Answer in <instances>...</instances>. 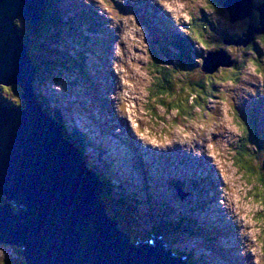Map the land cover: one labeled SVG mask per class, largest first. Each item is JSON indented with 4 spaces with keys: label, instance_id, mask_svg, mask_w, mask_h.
Returning <instances> with one entry per match:
<instances>
[{
    "label": "rangeland",
    "instance_id": "374dc122",
    "mask_svg": "<svg viewBox=\"0 0 264 264\" xmlns=\"http://www.w3.org/2000/svg\"><path fill=\"white\" fill-rule=\"evenodd\" d=\"M52 1L54 0L42 1L40 14L37 20L33 21L23 17H16L12 23L21 46L33 68L30 88L41 112L44 114V109L47 108V105H50L55 111V117L60 115L67 116L68 114L72 116L73 113H79L76 114V119L86 127V130L84 129V134H87L86 131H89L93 137L99 140H102L100 133L103 124L109 118L113 132L118 136V139L122 141L120 145V149L122 150L121 153L125 152L129 156H133L129 164L133 166L134 174H138L136 170L138 166L136 165L135 168L133 162L138 161L137 156H140L138 148L140 147L152 156L153 154L161 155L165 145L173 149L184 146L195 152L198 151L199 153H197L206 161H214L218 167L219 173L222 174L217 177H223V181L215 177L214 179H216L218 183L215 184L218 186V190L223 193V203L227 208L223 212V215L220 214L218 210H222L223 207L221 205L219 206L220 202L217 203L218 200L213 198L215 199L213 202L206 204L208 205V210H211L210 212L214 214L216 225H219L218 227L222 233H224L222 224H229V228L233 230L231 234L234 237L227 234L223 236V238L226 239V242L230 241L231 245L238 246L234 249V253H239L238 255L248 254L249 261L244 264H264V222H260V217L264 215V204L261 203V201L264 200V179H262L264 178V151H260L259 155L245 150V146L248 142L243 139L244 133L238 128L237 116L239 117V114L235 110L236 107H248L245 102L247 99L250 100V102L259 98L263 100L264 96L262 95L259 97L256 91L264 90V66H262L263 69L257 67L255 70V67L251 63H247L246 69L242 73L243 75H239V77H241L239 78V83L236 85L232 83L217 85L219 90L218 95L220 94L221 97L216 95V99H213V103L209 106L207 105L208 109H211V115L213 116H209L205 110L202 117L197 109L189 106L193 99L197 100L195 96L197 92L202 90H199L194 83L188 85L189 82H187L185 76L182 79L181 74H179L178 78L174 76L175 79L170 80L172 85L166 83L163 86V95L165 97L159 95L160 92L155 87L159 75L154 65H158L159 67V63L155 61L158 60L159 55L163 53V51H160L159 48H155L154 44L151 47L152 49L149 48L150 40L154 39V35L151 34L150 29L147 27V20H156L159 15V8L162 5L161 2H163V4L165 3L170 10L173 9V14L178 19L183 16L182 21L186 24H188L191 18L187 17L188 14L183 13L181 9L189 10L192 18L202 20V8L205 7L208 1L116 0L114 8L112 6V0H97L105 5V7L109 6V8L102 14L103 17L101 16L95 19V25L98 26V29H93L84 26L85 22L92 19L89 18V15L91 16V11L87 10V8L91 7V4H89L90 0H72L70 11L75 19L73 29L70 31L66 26L61 29L60 32L55 33L54 30L47 29L48 33H46L44 31V20L45 16H48L49 5ZM148 3L151 5H148ZM259 3H263V0H260ZM52 9L53 7L51 10ZM147 11H150L153 16L147 15ZM81 12H85V14L81 16ZM166 13L168 14V11ZM204 13H206L207 16L209 14L212 15L219 23L222 22L221 27L228 32H244L243 30L247 27V24L248 27L249 24L251 25L248 20H245L233 26L229 24L227 20L221 21L220 14L212 13V11H205ZM223 15L225 18L228 17L226 12H223ZM109 16H112L111 21L108 20ZM108 21L113 23V27ZM116 21L121 26L115 24L114 22ZM78 26L85 33L87 30L97 31V33L89 36L92 41L99 42V37L102 41H107V37H109V48L112 49L114 38L115 42L118 43L117 46L120 47V52L117 54V64L120 74L117 76L115 70V78H112V66H110V69L107 71L109 77L106 79L108 80H101L100 82L105 86V95L106 98L109 99L107 105L103 104L105 107H98L91 102L92 99L87 97L88 94L80 83L79 76L76 77L70 70L63 68L54 72L55 69L53 66L47 68L43 66L45 63H50L49 57L53 55L55 50L61 49L59 45H53V43H58L64 38L69 39L65 34L71 32L74 35L77 33L76 30ZM110 26L111 28L109 29ZM104 27H107L105 32H111L113 36L103 35ZM220 38H223L222 35L216 37V44L218 46L221 45V47L215 49L218 50L219 53L222 52L220 50L225 51L233 60V63L237 61L239 64L238 57L244 54L251 55V52L246 50L245 46L222 44L219 41ZM43 41H48V44ZM257 44L264 56V44L259 42ZM173 46L176 50L181 49V46L177 45L175 42ZM102 48L101 46L94 56H88L89 59L96 58L99 62V66L104 65L103 61L109 60L111 65L113 59H111L112 57L110 58L111 54L107 53L109 49L107 51L106 49L102 50ZM185 51L189 52L190 49H186ZM81 54L82 51H77L75 53V59ZM70 62H74L73 59L71 60V57ZM220 65L222 64L218 62L217 65H215V71H205L207 74H201L195 79L203 80L206 83L212 79H223L222 72L225 74L229 73L230 75V66ZM162 66L160 65V67ZM259 70H262V72L259 73ZM39 71L46 77H43V79L47 80V83L44 84L40 81V83H38V89L36 90L34 84L31 83L34 82L35 77L40 74ZM177 73L180 72L177 71ZM93 77L96 81H99V79H97V77H99L98 72H94ZM195 79L192 77V80ZM195 83L201 85L199 82ZM12 85L13 84L8 85L10 93L6 95L3 93L4 89L2 90L1 86L0 97L4 94V99L2 98V100L7 107L13 105L11 108H21L24 102H21V104L16 103V94L18 90L15 89V87H11ZM89 88L93 91L92 87L89 86ZM92 91L90 90V94L95 95L96 91L98 92V88L93 91L94 93H92ZM155 91L157 95L153 94ZM188 99H190V102H188ZM3 101L0 102L3 104ZM43 102L46 105H44V107L42 105ZM256 102L260 101L257 100ZM212 106H215V108H212ZM152 107L155 108L153 109V111H156L155 114L149 109ZM199 108L202 109V107ZM65 118L66 117L61 118L59 121L63 122ZM259 120L260 117L251 118L247 121V125L253 127V124H255V122L258 124ZM161 122L165 123L161 125ZM249 122H252V125H250ZM261 123L264 128V117H262ZM66 130L69 134H75L77 132L75 129ZM180 130L181 132H178ZM91 135L86 137L85 140L88 143L93 142L94 145H92V147H98ZM65 137L72 141L69 135L65 134ZM85 145L88 148L91 147V145ZM250 147L254 146L252 145ZM242 151H245V154L253 159V161H250L251 163L246 160L248 165L245 164V169H243L241 162L238 160L239 152ZM259 156H263L262 160L258 159ZM91 157L92 154L88 155V158ZM153 159V162L160 165L158 162L160 159ZM81 161L86 164L84 159H81ZM164 161L166 160L163 159L162 163H164ZM138 164L140 165V163ZM251 164L255 166L254 171L251 168ZM151 168H153L152 165ZM114 169L118 174L120 171L123 172V169H126V167L122 169L116 167ZM212 172H210V174H212ZM96 174L100 175L98 172H96ZM141 175L142 181L135 177V182H137L135 190H129L133 194L132 198L135 197L137 199L138 210L141 212V215L155 218V213H160L162 211L163 207L166 206L165 204L162 206V203L164 201H169V198L163 196V200L159 198L158 201H154L151 200L150 197L148 200L147 197V200H145L143 193L147 195L148 191L155 197L156 193L151 190L150 186L154 189L159 186L151 171L143 170ZM101 176L110 180L113 178L109 172L102 170ZM168 177L169 174L165 171L163 176L164 187L170 190V179ZM198 179H202L199 174L196 175L193 180V184L195 185L194 189H204L207 195L215 196L212 192H217L218 190H213L214 187L209 185V183H205L206 181H202V183L198 182ZM128 182L131 186V180H128ZM114 196L118 198L117 194H114ZM107 201L106 199V202ZM193 202H195V198ZM111 205L117 206L116 204ZM188 205H193V203L189 201ZM188 208L184 207L183 212L189 214L190 211H193L189 206ZM181 210L182 209L177 206L173 213L178 216L177 214ZM198 211L201 217L204 216L205 209H203L200 202L198 203ZM163 214L164 217H169L172 212H164ZM204 218L206 217H202L203 221H199L200 224L208 223L207 219ZM195 221L196 218H193L191 224H194ZM130 222L137 227L140 226V222L136 219H131ZM218 222H220V224ZM191 228H194L193 225ZM158 229L159 231H163L161 227H158ZM147 233L150 237L153 235L151 229H149ZM238 236L242 241L241 249L238 244H235V238ZM245 240L249 241V247L246 246L247 243ZM196 242L198 243V249L195 250L197 261L200 264H215V261H217V257L214 258L216 253L215 247L213 246V253L207 251L204 247L200 232L197 234ZM17 248L20 250V255L23 257L22 250L19 247L15 248L12 245L1 243L0 264H18L16 261ZM170 254L173 255V253ZM216 264H218V261Z\"/></svg>",
    "mask_w": 264,
    "mask_h": 264
},
{
    "label": "water",
    "instance_id": "95a60500",
    "mask_svg": "<svg viewBox=\"0 0 264 264\" xmlns=\"http://www.w3.org/2000/svg\"><path fill=\"white\" fill-rule=\"evenodd\" d=\"M42 1L0 0V87L17 82L26 92L23 106L10 114L0 102V242L21 247L25 264H185L160 237L133 239L120 229L107 211L104 185L38 107L33 68L12 23L36 20ZM227 6L234 21L253 9L252 0ZM257 11L260 27L252 30L264 33V8Z\"/></svg>",
    "mask_w": 264,
    "mask_h": 264
},
{
    "label": "trees",
    "instance_id": "16d2710c",
    "mask_svg": "<svg viewBox=\"0 0 264 264\" xmlns=\"http://www.w3.org/2000/svg\"><path fill=\"white\" fill-rule=\"evenodd\" d=\"M223 1L224 0H215L216 3H222ZM217 12L218 13H220V12L222 13L223 12V9L220 8ZM209 20L208 19L207 20H204L203 21L204 23L203 22H200V24H193L194 27H193V29H191L194 33L196 32L201 37H205L204 39H198V41L200 40V41L204 42V44L206 45V47H209L210 46L209 43H208V40L209 41H212L213 40V37L215 36L214 33H213V28L212 27L213 26L214 27H217L218 26V24H216L213 21V19H209ZM254 20H255V23H257V18L256 17L254 18ZM190 37H191V39H196V37L193 36V35H191ZM227 37L229 38V36H227ZM261 37H262V39L264 41V37L263 36H261ZM249 48L252 49L253 48V45L249 46ZM185 49H190L189 52H186L185 51L186 54H187V57H188V61H187L186 64L190 67V70H180L179 72L181 73V79L184 76L187 78V82H189L188 85L194 83L195 86H197L199 88V90H202V91H198L197 94L195 95L196 98H197V100H194V99L192 100V102L195 103L198 106L202 102V100L200 98H202L203 96H201L200 94H202L204 92V89L207 88V86H206L207 85V82L206 83L204 82L201 85H199L198 83H195V82H199L200 83L202 81V80H196L195 79V78L199 77L202 74L201 73V67L198 66L196 64L195 60L192 58V52H193L192 45H190V44L185 45L184 44V50ZM162 50H164L163 46H162ZM238 60L240 61V58H238ZM43 66L46 67L45 64H43ZM59 66H61L59 63H55L53 65L54 69H57ZM180 68L181 69H184L182 67H180ZM66 69L70 70V68H66ZM240 71L241 70H239V65L237 64V67L234 69V71L232 72V74L235 75L236 78H237L240 75ZM39 73L40 74L35 77V81L31 83V84H34V87H35L36 90L38 89V86H39L38 83H40V81H42L44 84L47 83L46 82L47 80L43 79V77H45V76H43V73L41 71H39ZM171 73H173V76H175V78H178V76L180 74V73H177V70H176V67L175 66L172 69ZM52 75H53V73H52ZM191 76L195 80H192V77ZM12 84L13 85L11 87H15V89H17L18 90V93H19V94L18 93L16 94V96H17V100L15 99L16 100V103L21 104V102H23V101L21 100L20 95L22 93H24V94L26 93L25 90H24L25 89V86H22V85H20L17 82H12ZM164 84L165 83L161 79L160 80V84H159V92L161 93V95H163V86H164ZM3 89H4L3 93H5V95L10 93V90H9L10 88H8V85H6V86L3 85L2 86V90ZM0 90H1V88H0ZM12 93H14V92H12ZM3 95L1 96V98L4 99ZM188 102H190V99H188ZM45 103L47 104L46 101H45ZM42 105L44 107V105H45L44 102H43ZM45 109L46 110H44V112L47 115L49 114V116H52V114H54V110H52V114H51V109L49 108V105H47V108H45ZM186 116H187V114H186ZM61 127H62V129L64 131V134L69 135L70 138L72 139V141H74V140L77 141V148L79 149V151L82 154L83 158L86 159V161H87L88 160V156H87L86 153H85L86 155L84 154L85 144L83 142L82 136L79 134V131H77L75 134H69L68 131L66 130V127H64L62 125H61ZM76 141H74V142H76ZM245 150H247V148ZM259 155H260V153H259ZM262 158H263V156H259L258 159L259 160H262ZM238 160L241 162V165L243 166V169H245V164L244 163L245 162L248 163L246 160H248L249 162L250 161H253V159L250 156H248L247 154H245V151L239 152ZM94 166L97 167V165H94ZM251 168L254 171V168H255L254 164L251 166ZM104 171L110 173V170H108V167L107 168H104ZM100 177H101V179L104 182V184H103L104 185V188H105V198L104 199L105 200L106 199L108 200L106 202L107 211L109 213H111V214L113 213L112 210H111V208L109 207V205L112 204V201H113L114 204L122 206L129 214H131V209H133V207H129V204L131 202V192L129 190V186H127L128 184L126 182L118 181V180H116V178H112L110 180V179H108L106 177H103V176H100ZM112 177H114V176L112 175ZM114 194H117L118 195V198H116L114 196ZM4 203H5L4 197L1 196L0 197V204L1 205H4ZM13 209H14V211H17L15 207H13ZM166 222L167 223H165V224L168 225L169 230H172V232H173V231H175L176 229H178L180 226H182L184 224V219L181 218V217H179V216H177V218L175 220L168 219V220H166ZM164 225H161V226H158V227L159 228L160 227L163 228V227H165ZM158 227H157V231H159ZM135 231H137V230H135ZM161 232H165V230L159 231V234H161ZM168 233H169V231L166 233V235H168ZM1 243H3V242H0V244ZM19 248L22 250L21 247H19ZM16 252L20 255V250L19 249H16ZM21 260H22V264H25V261H24V259H23L22 256H21Z\"/></svg>",
    "mask_w": 264,
    "mask_h": 264
},
{
    "label": "bare ground",
    "instance_id": "6f19581e",
    "mask_svg": "<svg viewBox=\"0 0 264 264\" xmlns=\"http://www.w3.org/2000/svg\"><path fill=\"white\" fill-rule=\"evenodd\" d=\"M84 14H85V13H84ZM84 14H83V15H84ZM89 18H91L90 15H89ZM36 20H37V19H36ZM170 36H172V35H170ZM169 38H170V37H169ZM163 43H164V41H163ZM163 43L158 45V48H159L160 51H163V50H162V47H161V46H163ZM155 48H156V47H155ZM185 50H186V49H185ZM159 57H160V55H159ZM73 142H74V141H73ZM71 144L73 145L72 142H71ZM92 145H94V144L92 143ZM95 147H96V146H95ZM96 148H97V149H96ZM96 148H95V150H94V153H97V152H98V149H99V148H98V147H96ZM91 151H92V150H91ZM197 152H198V151H197ZM198 153H199V152H198ZM244 164L248 165L246 162H245ZM245 168H246V166H245ZM211 172H212V171H211ZM213 172H214V171H213ZM213 172H212L211 175L215 177V175H214ZM215 172H216V171H215ZM220 177H221V176H220ZM220 177H217V178H219V180L222 181ZM203 178H204V177H203ZM203 178H202V179H203ZM202 179H198V182H201V183H202ZM212 181H213L212 183H214V184L217 183V181H216L214 178H213ZM217 184H218V183H217ZM213 190H218V186L214 187ZM212 193H213L214 195H216L217 192H212ZM213 197H214V196H211V195L208 194V195H207V198H206V200H205L206 204H209V202H212V200L214 201L215 199H213ZM220 205H221V203H219V206H220ZM201 206H202V205H201ZM218 211L220 212V214H222V210H218ZM233 212H234V211H233ZM217 221H218V220H217ZM188 222H193V218H191L190 221H188ZM218 223L220 224V222H218ZM188 224H189V226H191V227H192V225H193V223H192V224H191V223H188ZM151 237L153 238V237H154V234H153ZM128 239H129L130 243H133V244H134L132 237L128 236ZM162 243H163V242H162ZM233 246H234V245H233ZM237 252H238V251H237ZM22 253H23V251H22ZM238 254H239V253H238ZM238 254H237V255H238ZM184 263L187 264L186 262H184ZM195 264H200V263L197 261V262H195Z\"/></svg>",
    "mask_w": 264,
    "mask_h": 264
},
{
    "label": "clouds",
    "instance_id": "9594fccd",
    "mask_svg": "<svg viewBox=\"0 0 264 264\" xmlns=\"http://www.w3.org/2000/svg\"><path fill=\"white\" fill-rule=\"evenodd\" d=\"M102 140H104V141H108V142H110V140H112L111 138H104V139H102ZM93 142H91V144H92ZM99 153V152H98ZM85 154V153H84ZM87 154V153H86ZM85 154V155H86ZM100 154L101 153H99L98 154V156H96V153H92V158L94 159L93 161H94V163L93 164H97L98 162H99V160H101L102 158L101 157H104V155H102V156H100ZM82 155V154H81ZM89 154H87V156H88ZM88 161V160H87ZM183 180V179H182Z\"/></svg>",
    "mask_w": 264,
    "mask_h": 264
},
{
    "label": "snow or ice",
    "instance_id": "6c2138e0",
    "mask_svg": "<svg viewBox=\"0 0 264 264\" xmlns=\"http://www.w3.org/2000/svg\"><path fill=\"white\" fill-rule=\"evenodd\" d=\"M262 179H264V178H262ZM261 203L264 204V200H262ZM260 222H264V215H262V216L260 217Z\"/></svg>",
    "mask_w": 264,
    "mask_h": 264
}]
</instances>
